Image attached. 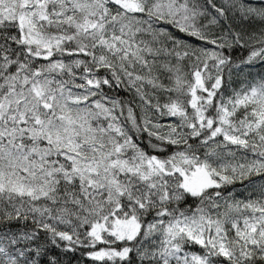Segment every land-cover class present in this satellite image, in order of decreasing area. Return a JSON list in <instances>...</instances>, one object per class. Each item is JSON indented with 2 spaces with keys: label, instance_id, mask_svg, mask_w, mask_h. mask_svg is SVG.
<instances>
[{
  "label": "snow or ice",
  "instance_id": "1",
  "mask_svg": "<svg viewBox=\"0 0 264 264\" xmlns=\"http://www.w3.org/2000/svg\"><path fill=\"white\" fill-rule=\"evenodd\" d=\"M0 264H264V0H0Z\"/></svg>",
  "mask_w": 264,
  "mask_h": 264
},
{
  "label": "trees",
  "instance_id": "2",
  "mask_svg": "<svg viewBox=\"0 0 264 264\" xmlns=\"http://www.w3.org/2000/svg\"><path fill=\"white\" fill-rule=\"evenodd\" d=\"M240 53H236V55H239Z\"/></svg>",
  "mask_w": 264,
  "mask_h": 264
}]
</instances>
